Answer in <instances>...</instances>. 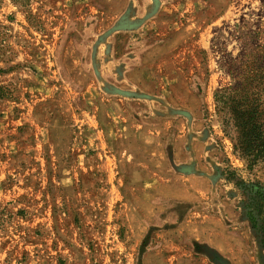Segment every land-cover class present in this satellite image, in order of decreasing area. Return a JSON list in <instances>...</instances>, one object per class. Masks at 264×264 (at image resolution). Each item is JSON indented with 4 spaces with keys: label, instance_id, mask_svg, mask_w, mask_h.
Listing matches in <instances>:
<instances>
[{
    "label": "rangeland",
    "instance_id": "rangeland-1",
    "mask_svg": "<svg viewBox=\"0 0 264 264\" xmlns=\"http://www.w3.org/2000/svg\"><path fill=\"white\" fill-rule=\"evenodd\" d=\"M251 88L264 0H0V264H264Z\"/></svg>",
    "mask_w": 264,
    "mask_h": 264
},
{
    "label": "trees",
    "instance_id": "trees-1",
    "mask_svg": "<svg viewBox=\"0 0 264 264\" xmlns=\"http://www.w3.org/2000/svg\"><path fill=\"white\" fill-rule=\"evenodd\" d=\"M221 129L233 143L234 151L248 168L264 157V88L222 92L215 96ZM252 227L254 217L248 214ZM262 248L264 249V233Z\"/></svg>",
    "mask_w": 264,
    "mask_h": 264
},
{
    "label": "flooded vegetation",
    "instance_id": "flooded-vegetation-1",
    "mask_svg": "<svg viewBox=\"0 0 264 264\" xmlns=\"http://www.w3.org/2000/svg\"><path fill=\"white\" fill-rule=\"evenodd\" d=\"M252 190H253L254 193H258V194H260V195H262L264 197V193H261L259 189L252 188Z\"/></svg>",
    "mask_w": 264,
    "mask_h": 264
}]
</instances>
